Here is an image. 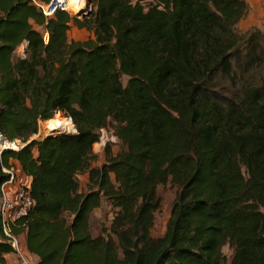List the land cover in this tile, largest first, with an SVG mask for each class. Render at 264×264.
Segmentation results:
<instances>
[{
	"label": "trees",
	"instance_id": "trees-1",
	"mask_svg": "<svg viewBox=\"0 0 264 264\" xmlns=\"http://www.w3.org/2000/svg\"><path fill=\"white\" fill-rule=\"evenodd\" d=\"M92 5L83 18H46L30 0H0V132L27 140L40 121L75 127L0 154V184L16 160L35 201L13 232L36 264H264V77L246 79L264 56L255 35L236 32L246 1ZM72 26L89 35L69 38ZM110 127L121 148L107 142L97 166L93 145ZM167 183L176 194L155 237ZM101 198L114 212L92 236ZM12 252L0 219V264Z\"/></svg>",
	"mask_w": 264,
	"mask_h": 264
},
{
	"label": "rangeland",
	"instance_id": "rangeland-1",
	"mask_svg": "<svg viewBox=\"0 0 264 264\" xmlns=\"http://www.w3.org/2000/svg\"><path fill=\"white\" fill-rule=\"evenodd\" d=\"M142 1H147V0H142ZM245 1L248 5V10H247L245 17L237 23L236 32L240 37L244 39H246L250 35H255V37L260 42L262 54L264 56V0H245ZM87 4H89L90 9L92 10L93 9L92 0H84L83 2H81V4L78 7H76V9L81 11L82 9H85L84 7ZM73 9L74 8L69 10V14L74 15L78 18L84 17L82 15L78 16L77 12L72 11ZM68 35H69V38L71 39L86 38V35L77 34L76 30H71V29L69 30ZM21 46L16 49V52H15L16 56H20L24 53L25 47L24 46L21 47ZM263 77H264V64L260 68L251 70V72L246 75V79L249 82H257L261 80V78ZM122 81L125 83L126 78L123 77ZM56 115L61 116L63 118H69V117L63 116V114L60 112L56 113L54 117ZM42 122L44 123L45 121H40L38 133L34 136H31L30 139H33V138L41 139L48 134L57 133V131H63L66 133L75 131L74 124L71 121L73 124V130L71 129L63 130V128L62 129L59 128L56 130L54 129V130L42 132L40 130ZM107 142L111 143L112 153L115 154L120 150L121 144L116 139V137L113 135V130L111 127L108 129H105L104 142H101L99 140L97 143H94L93 145V151L96 154V159H95L94 164L97 166H99L105 160L104 147ZM27 178L29 179L28 176ZM77 179L80 185V189L83 191L87 189L88 182L86 181V178L83 176H80V178H77ZM157 194L160 198V206H159V209L154 213L155 220H154V225L151 229V234L155 237L161 236L165 232L166 224L169 219L170 211H171L172 204H173L175 194H176V187L171 186L169 183L163 186L159 185L157 187ZM262 211L264 213V208L262 209ZM113 212H114V208L108 206V208H103L102 210L98 208L95 210L93 214H91L89 223H90L91 234L93 236H97L100 234L101 228L103 225L104 226L106 225L105 228H108L110 224L109 222L111 221V217L113 216ZM18 239H19V244H20V250H21V253L25 261L27 262V264H34L32 257L27 252V249L24 247L23 242L19 236H18ZM222 250L229 257V255L231 254V249L226 245L223 247ZM13 254H14L13 259H15L14 264H25L20 256H18L16 253H13Z\"/></svg>",
	"mask_w": 264,
	"mask_h": 264
},
{
	"label": "built area",
	"instance_id": "built-area-1",
	"mask_svg": "<svg viewBox=\"0 0 264 264\" xmlns=\"http://www.w3.org/2000/svg\"><path fill=\"white\" fill-rule=\"evenodd\" d=\"M30 2L46 18L53 16L57 10H63L69 13L67 7L68 0H30ZM88 9H90L89 4ZM44 40H47V35L44 36ZM71 130H73V127ZM104 132L105 129H100L99 140L101 142H104ZM30 140V138L26 140L23 137L8 139L0 132V154L6 150L19 151ZM1 170L7 175V178L0 184L2 237L11 245L13 253L20 256L24 263L27 264L20 250L18 235L13 232L12 226L18 220L25 217L35 204L34 198L30 193V182L24 173L18 172L13 166H2Z\"/></svg>",
	"mask_w": 264,
	"mask_h": 264
},
{
	"label": "crops",
	"instance_id": "crops-1",
	"mask_svg": "<svg viewBox=\"0 0 264 264\" xmlns=\"http://www.w3.org/2000/svg\"><path fill=\"white\" fill-rule=\"evenodd\" d=\"M71 30H76V33L77 34H81V35H86V37L89 35V32L86 30V29H84V28H78V27H76V26H72L71 27ZM73 39H75V40H82V38H73ZM22 46H24L25 47V45L23 44ZM21 46V47H22ZM10 161V163H13V167L14 168H16V170L19 172H22L21 171V168H20V165H19V163L16 161V160H12V159H10L9 160ZM80 176H83V177H85L86 178V181H87V173H80V174H78V176H77V178H80ZM87 189H85L84 191H86ZM108 206L109 207H111V205H110V202L109 201H107L105 198H101V200H100V205L97 207V208H95L92 212H91V214H93L94 212H95V210L96 209H98V208H100L101 210L103 209V208H108ZM91 214H90V216H91ZM112 218V217H111ZM89 222H90V219H89ZM110 223V222H109ZM90 224V223H89ZM103 227H106V225L104 226H102V228ZM101 228V229H102ZM17 235L21 238V240H22V242H23V245H24V247L26 248V239H25V234L23 233V232H20V233H17ZM93 236V235H92ZM28 252V251H27ZM29 253V252H28ZM13 253H9V254H7L6 256H5V258H6V263L7 264H14V261H15V259H13ZM29 255L32 257V259H33V261H34V264H36L37 263V261H38V257L35 255V254H32V253H29Z\"/></svg>",
	"mask_w": 264,
	"mask_h": 264
},
{
	"label": "bare ground",
	"instance_id": "bare-ground-1",
	"mask_svg": "<svg viewBox=\"0 0 264 264\" xmlns=\"http://www.w3.org/2000/svg\"><path fill=\"white\" fill-rule=\"evenodd\" d=\"M84 0H68L67 2V7L69 10H71L72 8H74L72 11L74 12H79V10L76 9V7H78L81 2H83ZM85 9L88 8V4L84 7ZM42 132H46L49 130H56V129H62L63 125L60 124L58 121L55 120H49V121H45L44 123L42 122L41 127H40Z\"/></svg>",
	"mask_w": 264,
	"mask_h": 264
},
{
	"label": "water",
	"instance_id": "water-1",
	"mask_svg": "<svg viewBox=\"0 0 264 264\" xmlns=\"http://www.w3.org/2000/svg\"><path fill=\"white\" fill-rule=\"evenodd\" d=\"M91 12H92V10L91 9H82L81 11H79L78 13H77V15L79 16V15H82V16H89L90 14H91ZM74 130H75V128H74ZM60 132H63V131H57V133H60ZM34 139V138H33ZM32 140V139H31Z\"/></svg>",
	"mask_w": 264,
	"mask_h": 264
}]
</instances>
